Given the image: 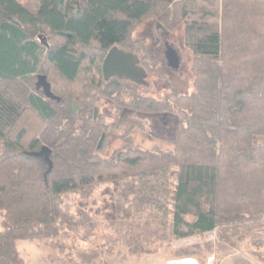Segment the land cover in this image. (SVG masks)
Wrapping results in <instances>:
<instances>
[{
  "label": "trees",
  "instance_id": "16d2710c",
  "mask_svg": "<svg viewBox=\"0 0 264 264\" xmlns=\"http://www.w3.org/2000/svg\"><path fill=\"white\" fill-rule=\"evenodd\" d=\"M148 20L182 29L192 92L161 99L105 78L113 47L134 53L147 73V60L155 66L133 38ZM40 74L58 100L37 88ZM100 100L115 109L112 124V112L99 115ZM156 115L176 122L171 150L127 142L99 153L108 128H140L134 118ZM261 139L264 0H0V264H24L21 239L46 240L70 257L59 237L81 233L76 202L101 185L113 189L116 217L170 223L175 239L216 231L232 244L247 235L262 245ZM44 146L50 171L34 155Z\"/></svg>",
  "mask_w": 264,
  "mask_h": 264
},
{
  "label": "rangeland",
  "instance_id": "374dc122",
  "mask_svg": "<svg viewBox=\"0 0 264 264\" xmlns=\"http://www.w3.org/2000/svg\"><path fill=\"white\" fill-rule=\"evenodd\" d=\"M133 38L143 40L144 50L157 62L154 66L147 60L152 70L143 81H126L161 99L169 96L173 89L179 93L193 91V56L184 44L182 29L168 32L157 22L148 20L134 28ZM165 43L176 51L180 62L177 69L168 65ZM97 107L99 115L112 112V117L106 114V123L115 121L116 112L111 105L100 100ZM134 120L142 126L130 128L123 122L105 131L99 148L102 156L111 155L127 142L149 150L172 149L169 139L175 131L173 118L156 115ZM260 142L264 143V139ZM112 193L111 186L101 185L90 198L77 201L71 195L70 199L77 201L83 230L78 235L63 230L59 238L73 260L59 249L51 248L46 240L21 239L17 247L24 264H264V244L255 245L247 235L237 238L235 244L222 240L216 231L175 239L171 236L170 223L164 229L147 216L135 221L116 217ZM260 235L264 243V232Z\"/></svg>",
  "mask_w": 264,
  "mask_h": 264
},
{
  "label": "water",
  "instance_id": "95a60500",
  "mask_svg": "<svg viewBox=\"0 0 264 264\" xmlns=\"http://www.w3.org/2000/svg\"><path fill=\"white\" fill-rule=\"evenodd\" d=\"M38 40L49 51L50 45L46 36L40 34ZM169 49L166 56L168 65L173 69H177L180 64L178 56L173 48L170 47ZM103 73L106 79L117 76L121 79H132L137 82L143 81V78L147 75V72L140 66L139 59L134 53L118 47H113L107 53L103 62ZM36 85L38 89H42L47 98L58 100V97L52 93L51 85L47 81L46 76L38 75ZM34 155L44 157L49 163V171L52 169L53 165L49 157L50 149L48 147L44 146L41 151L34 153Z\"/></svg>",
  "mask_w": 264,
  "mask_h": 264
},
{
  "label": "flooded vegetation",
  "instance_id": "af4514ba",
  "mask_svg": "<svg viewBox=\"0 0 264 264\" xmlns=\"http://www.w3.org/2000/svg\"><path fill=\"white\" fill-rule=\"evenodd\" d=\"M165 45H166V47H167V50H166L165 56H167V53L169 52V50H170L169 48H170V47L167 45V43H165ZM112 77H117V76H112Z\"/></svg>",
  "mask_w": 264,
  "mask_h": 264
}]
</instances>
